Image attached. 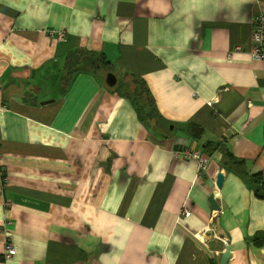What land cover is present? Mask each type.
I'll return each instance as SVG.
<instances>
[{
  "label": "crops",
  "instance_id": "obj_1",
  "mask_svg": "<svg viewBox=\"0 0 264 264\" xmlns=\"http://www.w3.org/2000/svg\"><path fill=\"white\" fill-rule=\"evenodd\" d=\"M261 13L264 0H0V264H219L226 242L228 264H264L251 242L264 200L220 152L202 173L181 154L202 151L182 129L194 123L264 177V60L249 53ZM78 49L142 78L171 139L93 75L65 94L61 70L49 87Z\"/></svg>",
  "mask_w": 264,
  "mask_h": 264
},
{
  "label": "trees",
  "instance_id": "obj_2",
  "mask_svg": "<svg viewBox=\"0 0 264 264\" xmlns=\"http://www.w3.org/2000/svg\"><path fill=\"white\" fill-rule=\"evenodd\" d=\"M108 66H110V63L102 54L84 49L74 50L67 55L64 66L51 76L46 83H48L49 87L52 86L56 82L55 79H57L55 76H57L62 70L61 84L63 93L65 94L68 92L75 77L79 74L93 75L102 84L106 85L105 75L107 76V74L110 73ZM41 82L42 83L38 85L39 90L42 89V86L45 84L44 80ZM107 88L133 103V107L139 120L145 125V127H147V129H149V132L155 141L162 142L171 139L175 131L171 132V130L168 129V126L171 123H168L161 116L155 98L142 78L131 76L127 80H122L121 83L118 81L116 86H107ZM5 106L8 108L7 105ZM6 107H0V114L6 110ZM172 125L176 130V125ZM186 125L181 128L189 132V138L202 143L203 148L200 152L203 155L206 157H212L217 152H220L222 154L221 166L223 169L238 175L248 188L253 189L252 191L258 199L264 200V177L261 172L250 174L247 171V162L235 156L232 149L225 143L226 141H206L204 138V128L194 123H187ZM177 128L180 129L179 126ZM251 242L256 247H263L264 234L257 233L251 238ZM212 264L218 263L213 261Z\"/></svg>",
  "mask_w": 264,
  "mask_h": 264
},
{
  "label": "built area",
  "instance_id": "obj_3",
  "mask_svg": "<svg viewBox=\"0 0 264 264\" xmlns=\"http://www.w3.org/2000/svg\"><path fill=\"white\" fill-rule=\"evenodd\" d=\"M235 52H243L245 48L241 46L235 47ZM249 53L252 55L253 59L256 61L264 60V13H261L254 18L253 22V31L251 36V46L249 48ZM186 159L195 160L198 163V170L202 173L204 170L207 169V157L203 155L200 151H185L181 153ZM6 177L4 172L2 171L1 167V159H0V186H2L5 181ZM191 212L188 210H184L183 217H189ZM7 233H5V236ZM17 251L15 247L6 242L5 243V252H4V261L11 260L14 256H16Z\"/></svg>",
  "mask_w": 264,
  "mask_h": 264
},
{
  "label": "water",
  "instance_id": "obj_4",
  "mask_svg": "<svg viewBox=\"0 0 264 264\" xmlns=\"http://www.w3.org/2000/svg\"><path fill=\"white\" fill-rule=\"evenodd\" d=\"M117 82H118V80H117L116 76L113 73H109L106 76V84H107V86L114 87V86L117 85ZM50 102H53V101L44 102L42 104L47 105ZM224 180H225L224 175L219 173L217 175V181H216V185H217V187L219 189H222L223 184H224ZM210 205H211V208L213 210H217V211L220 210V207H219L217 201L214 199L213 195L210 197ZM231 257H232V253H231V250H230V246H229V243L226 242V249H225V252L222 254V257H221V260H220L219 264H228L229 261L231 260Z\"/></svg>",
  "mask_w": 264,
  "mask_h": 264
},
{
  "label": "rangeland",
  "instance_id": "obj_5",
  "mask_svg": "<svg viewBox=\"0 0 264 264\" xmlns=\"http://www.w3.org/2000/svg\"><path fill=\"white\" fill-rule=\"evenodd\" d=\"M114 71V70H113ZM109 74V73H108ZM107 74V75H108ZM117 77L116 78H118L117 80L119 81V83H121V81L122 80H127V79H129V77L128 76H126L125 78H124V76L123 75H121L120 73H117V75H116ZM124 78V79H123ZM105 83H106V75H105ZM118 83V82H117ZM107 85V84H106ZM170 127H173V125L172 124H169V126H168V129H170ZM181 214H183L184 215V210L182 211V213Z\"/></svg>",
  "mask_w": 264,
  "mask_h": 264
},
{
  "label": "clouds",
  "instance_id": "obj_6",
  "mask_svg": "<svg viewBox=\"0 0 264 264\" xmlns=\"http://www.w3.org/2000/svg\"><path fill=\"white\" fill-rule=\"evenodd\" d=\"M2 167V166H1Z\"/></svg>",
  "mask_w": 264,
  "mask_h": 264
}]
</instances>
